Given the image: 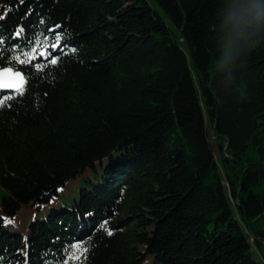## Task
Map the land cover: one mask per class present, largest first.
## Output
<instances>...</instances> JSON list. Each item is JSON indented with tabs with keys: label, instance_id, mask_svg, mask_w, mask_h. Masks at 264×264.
Wrapping results in <instances>:
<instances>
[{
	"label": "trees",
	"instance_id": "1",
	"mask_svg": "<svg viewBox=\"0 0 264 264\" xmlns=\"http://www.w3.org/2000/svg\"><path fill=\"white\" fill-rule=\"evenodd\" d=\"M0 17V264H264V0Z\"/></svg>",
	"mask_w": 264,
	"mask_h": 264
},
{
	"label": "snow or ice",
	"instance_id": "2",
	"mask_svg": "<svg viewBox=\"0 0 264 264\" xmlns=\"http://www.w3.org/2000/svg\"><path fill=\"white\" fill-rule=\"evenodd\" d=\"M3 17H0L2 19ZM20 31H23V29H20ZM20 31L16 33V35L20 34ZM57 43L53 45V47L59 46V35L56 37ZM2 42V41H0ZM35 51V50H33ZM41 56L44 55V52L40 53ZM35 56H28L26 60H21L19 57H16L17 61L21 64L26 62H31L32 59H34ZM52 64H56L57 60L54 58L51 60ZM24 83L25 80L23 76L19 73H12L11 70H6L4 72H0V88H13L15 89V92L19 95L24 94ZM3 105V100H0V106ZM7 223H10V221H7ZM108 235H111V232H108ZM75 250L72 253L71 259L79 260L81 256H84V253L87 252V248H83L82 245L76 244L74 246ZM87 257L85 256V259Z\"/></svg>",
	"mask_w": 264,
	"mask_h": 264
},
{
	"label": "water",
	"instance_id": "3",
	"mask_svg": "<svg viewBox=\"0 0 264 264\" xmlns=\"http://www.w3.org/2000/svg\"><path fill=\"white\" fill-rule=\"evenodd\" d=\"M9 69L11 70L12 73L19 72V73L23 76V78H24V80H25V83H24V86H25V84H26V78H25V75L23 74V72H21V71H19V70H15V69H13L12 67H4V68L0 69V72H4V71L9 70ZM4 89L15 90V89H13V88H4Z\"/></svg>",
	"mask_w": 264,
	"mask_h": 264
}]
</instances>
